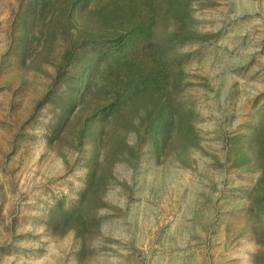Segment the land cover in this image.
I'll return each mask as SVG.
<instances>
[{"label":"rangeland","instance_id":"374dc122","mask_svg":"<svg viewBox=\"0 0 264 264\" xmlns=\"http://www.w3.org/2000/svg\"><path fill=\"white\" fill-rule=\"evenodd\" d=\"M0 264H264V0H0Z\"/></svg>","mask_w":264,"mask_h":264}]
</instances>
